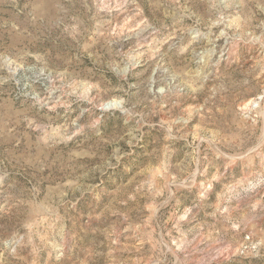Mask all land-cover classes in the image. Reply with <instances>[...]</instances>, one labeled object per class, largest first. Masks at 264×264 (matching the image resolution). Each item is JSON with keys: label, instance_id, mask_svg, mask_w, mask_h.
Segmentation results:
<instances>
[{"label": "rangeland", "instance_id": "rangeland-1", "mask_svg": "<svg viewBox=\"0 0 264 264\" xmlns=\"http://www.w3.org/2000/svg\"><path fill=\"white\" fill-rule=\"evenodd\" d=\"M0 264H264V0H0Z\"/></svg>", "mask_w": 264, "mask_h": 264}]
</instances>
